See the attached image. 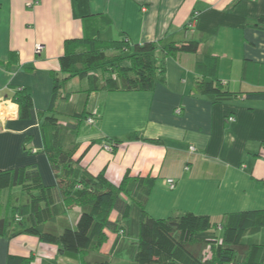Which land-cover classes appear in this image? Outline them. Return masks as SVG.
Listing matches in <instances>:
<instances>
[{
    "label": "crops",
    "instance_id": "1",
    "mask_svg": "<svg viewBox=\"0 0 264 264\" xmlns=\"http://www.w3.org/2000/svg\"><path fill=\"white\" fill-rule=\"evenodd\" d=\"M262 17L264 0H0V171L36 166L46 186L56 184L43 152L38 113L52 105L51 73L60 70L67 41L88 35L104 41L127 36L134 44L193 39L200 42L197 54L167 58L163 81L153 91L87 95L86 109L96 123H84L76 158L83 156L91 174L105 172L116 186L127 172L154 178L146 204L154 219L192 213L220 225L228 214L264 210V102L240 95L217 103L193 88L202 79L197 63L211 51L230 91L264 90ZM21 87L33 97L28 120L19 119L12 102ZM89 88H80L71 102L77 97L82 106V92ZM60 121L66 124L69 118ZM132 135L161 144L127 141ZM168 180L175 181L174 189ZM80 215L78 207L67 213L72 228ZM140 216L137 204L127 220L112 214L124 233H108L101 255L111 264L134 261ZM9 255L32 257V264H82L29 235L0 238V264H7Z\"/></svg>",
    "mask_w": 264,
    "mask_h": 264
},
{
    "label": "trees",
    "instance_id": "2",
    "mask_svg": "<svg viewBox=\"0 0 264 264\" xmlns=\"http://www.w3.org/2000/svg\"><path fill=\"white\" fill-rule=\"evenodd\" d=\"M259 23H264V17ZM199 47L200 42L193 39L178 43L168 38L134 44L127 36L104 41L88 35L67 41L60 70L51 73L52 105L38 113L43 152L56 184L46 186L36 166L0 171V238L29 235L44 244L58 246L65 257L81 260L82 264H111L109 258L101 255L108 233H124L111 216L117 213L127 220L132 204H137L141 209L137 253L133 262L125 264H264V210L228 214L220 225L209 216L192 213L154 219L146 212L156 184L154 178L131 177L127 172L116 186L105 172L91 174L82 165L83 156L76 158L81 129L86 121L95 118L86 109L87 95L100 91L151 92L163 81L167 58L195 55ZM11 59L16 62V55L12 53ZM217 61L210 51L197 63L196 73L202 79L195 82L196 94L217 103L240 95L249 101L264 102L262 89L232 92L226 88L218 75ZM74 79L87 80L90 85L82 92L85 97L82 110L75 109L70 100L81 91L63 93ZM59 99L64 104L58 103ZM12 102L19 107V119L31 118L34 102L26 88H18ZM61 116L69 121L61 123ZM126 140L161 144L160 140L137 135ZM75 207L80 208L81 215L72 228L66 216ZM4 209L6 214L2 216ZM92 255L95 258L90 260ZM32 262V257L9 255L7 259V264Z\"/></svg>",
    "mask_w": 264,
    "mask_h": 264
},
{
    "label": "rangeland",
    "instance_id": "3",
    "mask_svg": "<svg viewBox=\"0 0 264 264\" xmlns=\"http://www.w3.org/2000/svg\"><path fill=\"white\" fill-rule=\"evenodd\" d=\"M73 80H71V82L68 84V86H67V89L69 90V91H72V92H76V91H78V90H80V88H86L87 86H88V84H89V82L87 81V80H83V81H81V80H74L75 82H72ZM81 83V84H80ZM72 102H74V105H75V109H78V110H82L83 108V104H84V102H85V98H81V102L82 103H80L82 106H78L77 105V97H76V100H74V101H72ZM62 104H64V102H62ZM60 119L62 120V119H65V120H67L68 118L66 117V116H61L60 117ZM40 154H42V152L40 153ZM45 180L47 181V177H45ZM45 180H44V182H45ZM4 195H6V197H7V194H4ZM5 214H6V211H5V209L4 210H1V215L2 216H5ZM132 234V233H131Z\"/></svg>",
    "mask_w": 264,
    "mask_h": 264
},
{
    "label": "built area",
    "instance_id": "4",
    "mask_svg": "<svg viewBox=\"0 0 264 264\" xmlns=\"http://www.w3.org/2000/svg\"><path fill=\"white\" fill-rule=\"evenodd\" d=\"M190 26H192V22H191ZM41 52H42V47L38 45L37 48H36V53H37V54H40ZM95 121H96L95 118H90V119L87 121V123H88L89 125H94V124L96 123ZM229 121H233V119L231 118ZM107 149H109V148H107ZM190 151L195 152L196 149H195L194 147H191V148H190ZM167 185H168V187H169L170 189H174V188H175V181H174V180H168V181H167ZM122 233H123V232H122Z\"/></svg>",
    "mask_w": 264,
    "mask_h": 264
}]
</instances>
